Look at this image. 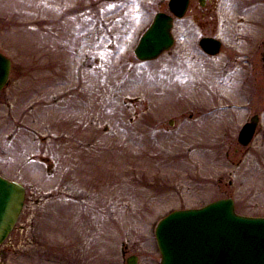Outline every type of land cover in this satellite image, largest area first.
<instances>
[{
	"label": "rangeland",
	"instance_id": "obj_1",
	"mask_svg": "<svg viewBox=\"0 0 264 264\" xmlns=\"http://www.w3.org/2000/svg\"><path fill=\"white\" fill-rule=\"evenodd\" d=\"M167 2L0 0V174L26 190L0 264H159L172 211L231 198L264 217V0H190L173 47L139 62Z\"/></svg>",
	"mask_w": 264,
	"mask_h": 264
},
{
	"label": "water",
	"instance_id": "obj_2",
	"mask_svg": "<svg viewBox=\"0 0 264 264\" xmlns=\"http://www.w3.org/2000/svg\"><path fill=\"white\" fill-rule=\"evenodd\" d=\"M189 0H169L171 15L157 13L133 53L139 61H152L173 45V18H181ZM199 46L213 56L220 42L202 38ZM264 63V54H263ZM11 62L0 54V91L7 84ZM258 118L254 116L238 135L247 146ZM25 190L20 183L0 176V245L15 226L23 208ZM160 253L159 264H264V217H247L235 212L232 199H220L202 208L177 210L164 217L154 232ZM131 257L127 264H136Z\"/></svg>",
	"mask_w": 264,
	"mask_h": 264
},
{
	"label": "flooded vegetation",
	"instance_id": "obj_3",
	"mask_svg": "<svg viewBox=\"0 0 264 264\" xmlns=\"http://www.w3.org/2000/svg\"><path fill=\"white\" fill-rule=\"evenodd\" d=\"M205 1L206 0H200V1L198 0L199 6L202 7L201 15H208V13H211L213 11V9L210 8V7L208 9L206 7H204L205 6ZM215 2H216V0H215ZM202 37H208V36H202ZM209 37H212V36H209ZM212 38H216V37H212ZM216 39H218L221 42V48H222V41H221V39L220 38H216ZM263 54H264V45H263V50L260 53V59H261V61L263 59ZM263 68H264V66H263Z\"/></svg>",
	"mask_w": 264,
	"mask_h": 264
}]
</instances>
